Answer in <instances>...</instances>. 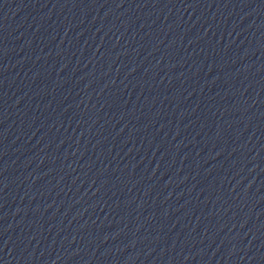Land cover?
I'll return each instance as SVG.
<instances>
[{"label":"water","instance_id":"1","mask_svg":"<svg viewBox=\"0 0 264 264\" xmlns=\"http://www.w3.org/2000/svg\"><path fill=\"white\" fill-rule=\"evenodd\" d=\"M0 264H264V0H0Z\"/></svg>","mask_w":264,"mask_h":264}]
</instances>
